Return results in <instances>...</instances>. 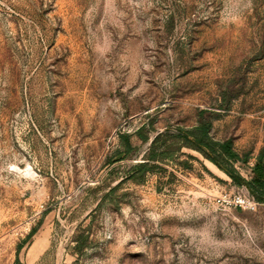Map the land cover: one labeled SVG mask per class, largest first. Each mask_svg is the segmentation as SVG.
Listing matches in <instances>:
<instances>
[{"label":"rangeland","instance_id":"374dc122","mask_svg":"<svg viewBox=\"0 0 264 264\" xmlns=\"http://www.w3.org/2000/svg\"><path fill=\"white\" fill-rule=\"evenodd\" d=\"M201 111L251 180L264 0H0V264H264V203L199 153L132 172Z\"/></svg>","mask_w":264,"mask_h":264},{"label":"trees","instance_id":"16d2710c","mask_svg":"<svg viewBox=\"0 0 264 264\" xmlns=\"http://www.w3.org/2000/svg\"><path fill=\"white\" fill-rule=\"evenodd\" d=\"M206 113L207 111L200 112L198 124L193 128H181L175 133L166 130L158 133L153 139L144 133V129H140L137 135L144 143H149V146L143 161L133 166L132 172L147 174L174 159L183 149H190L225 173L235 185L247 187L258 202L264 203V154L259 157L251 180L243 178L236 168V163H244L245 160L235 151L232 140L212 139L211 123L206 118ZM122 139L127 155L131 149L129 137L123 136ZM34 233L35 230H32L28 237Z\"/></svg>","mask_w":264,"mask_h":264},{"label":"built area","instance_id":"2783aa9c","mask_svg":"<svg viewBox=\"0 0 264 264\" xmlns=\"http://www.w3.org/2000/svg\"><path fill=\"white\" fill-rule=\"evenodd\" d=\"M238 205L240 206H244L246 203V200H244L243 198H238L237 202Z\"/></svg>","mask_w":264,"mask_h":264}]
</instances>
